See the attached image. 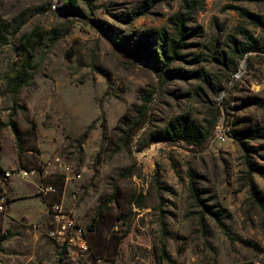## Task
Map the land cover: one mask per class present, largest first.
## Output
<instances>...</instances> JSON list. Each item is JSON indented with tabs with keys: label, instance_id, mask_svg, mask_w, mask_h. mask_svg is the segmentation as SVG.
Returning a JSON list of instances; mask_svg holds the SVG:
<instances>
[{
	"label": "rangeland",
	"instance_id": "1",
	"mask_svg": "<svg viewBox=\"0 0 264 264\" xmlns=\"http://www.w3.org/2000/svg\"><path fill=\"white\" fill-rule=\"evenodd\" d=\"M143 1L71 9L66 0H0V238L11 234L0 264H264V175L250 167L264 168V50L247 51L236 32L243 26L263 44L264 26L233 9L264 14V0H205L172 66L184 78L159 75L117 44L173 33L183 0H158L136 17ZM150 92L148 122L128 145ZM214 115L200 144L141 148L142 136L175 119L207 126ZM217 125L223 142L212 138ZM56 204L86 230L87 250L61 253L51 236ZM162 246L176 263L159 260Z\"/></svg>",
	"mask_w": 264,
	"mask_h": 264
},
{
	"label": "trees",
	"instance_id": "2",
	"mask_svg": "<svg viewBox=\"0 0 264 264\" xmlns=\"http://www.w3.org/2000/svg\"><path fill=\"white\" fill-rule=\"evenodd\" d=\"M80 0H66L65 5L68 7L74 8L79 3ZM204 1L205 0H183L181 10L175 13L169 21L171 22L173 33L168 32L163 29L161 32H156L153 34V39L150 40L151 37L145 38V40L139 39H123L120 42H117L123 49L127 50L133 56H136L140 59H147L153 63L155 69H157L158 74L161 76H168L170 78H184L187 76L186 72H184L181 68L172 67L173 63L179 59H183L185 54L182 53L184 49V43L187 35H190L192 32H188L189 23L194 20L196 14L204 9ZM159 2L158 0H147L143 1L140 8L135 10L133 13L136 17H140L143 14H147L152 9V3ZM234 10L237 11L239 16L248 21L249 23L264 26V14H257L249 11L245 7L234 6ZM105 31V29L102 27ZM236 32L242 36L246 40V50L247 51H256V50H264V43L260 44V41L253 37L250 31L243 27L239 26L236 28ZM106 33V32H105ZM132 36V35H131ZM233 39V38H232ZM115 41V40H114ZM234 42H239L234 39ZM146 43V44H145ZM237 45V44H236ZM238 46V45H237ZM239 49V48H237ZM23 84L21 82L16 84V89L20 88ZM152 100V93H147V95L143 96L141 99V103L137 109V116L135 120L132 122L129 130L126 134V143L129 145L135 139V136L145 127L148 122V113H149V103ZM218 111V109H217ZM217 119L214 115L213 120L209 122L206 126L201 123H197L195 121H191L184 117V119L178 118L174 121L166 124L162 129L157 131L155 134H151L150 136L145 134L142 136L144 138L145 143L141 146L144 148L154 139H164V140H177V139H185L191 144H200L207 140L214 128V120ZM95 126V122H93L89 129L83 134L81 138V142H84L85 139L89 135V131ZM13 130L16 136L19 138V132L13 127ZM254 171L259 172L261 175H264V168L262 167H254L250 166ZM192 183L193 195L195 198L204 205L209 213L214 217V219L221 224V216L218 211L212 210L211 207L205 205L204 200H202L199 196L196 187L194 186V182ZM255 187L252 184V192L255 198L258 196L254 193ZM261 201V200H257ZM141 204V203H139ZM11 236L10 233H7L0 238V253L4 251L2 247V243L7 240ZM66 251L65 248L62 249L61 253ZM159 260H169L173 263H176L175 260L171 258V256L167 253L165 246H162L160 250ZM98 258V257H97Z\"/></svg>",
	"mask_w": 264,
	"mask_h": 264
},
{
	"label": "built area",
	"instance_id": "3",
	"mask_svg": "<svg viewBox=\"0 0 264 264\" xmlns=\"http://www.w3.org/2000/svg\"><path fill=\"white\" fill-rule=\"evenodd\" d=\"M241 77V71L237 70L235 71L231 78H230V84H232L234 81L240 79ZM226 95V88L222 89L220 91V98L219 102L220 105H223V98ZM212 138L219 140V141H225L227 139L226 132L224 131L223 127L220 125H217L215 130L213 131ZM5 176L9 177L11 175L10 171H6ZM19 176L26 177L28 175V172L20 171L17 172ZM52 189V187H50ZM55 211V222L56 227L54 230L51 231V236L55 238L62 246V248L66 249L69 252V250L72 249V247H79L83 248L84 250H87L89 248L87 236H86V230L78 226L75 219L67 214L62 212V208L60 204H56L54 206ZM71 254V253H70ZM93 264H109L101 257L95 258Z\"/></svg>",
	"mask_w": 264,
	"mask_h": 264
}]
</instances>
